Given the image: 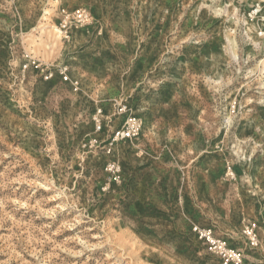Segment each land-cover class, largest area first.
Here are the masks:
<instances>
[{
	"label": "rangeland",
	"instance_id": "obj_1",
	"mask_svg": "<svg viewBox=\"0 0 264 264\" xmlns=\"http://www.w3.org/2000/svg\"><path fill=\"white\" fill-rule=\"evenodd\" d=\"M205 230L264 264V0H0V264H224Z\"/></svg>",
	"mask_w": 264,
	"mask_h": 264
},
{
	"label": "built area",
	"instance_id": "obj_2",
	"mask_svg": "<svg viewBox=\"0 0 264 264\" xmlns=\"http://www.w3.org/2000/svg\"><path fill=\"white\" fill-rule=\"evenodd\" d=\"M65 38H68V30H64ZM127 107H125V110ZM95 133H101L103 131V119L96 116L94 118ZM144 128L143 119L138 116L131 115L127 118L125 125L119 130L113 132L114 137L111 138V145L118 142H132L141 136ZM89 148H99V142L97 139L90 141ZM105 173L107 175V181L109 184L120 185L123 181V167L120 162L112 161L105 166ZM197 230H199L197 228ZM257 227L252 225L247 227L245 236L248 238L251 247L255 248L259 244L257 236ZM201 236L206 240L210 249L215 250L222 259L224 264H244V255L241 251L232 248L226 240L219 239L210 231H200Z\"/></svg>",
	"mask_w": 264,
	"mask_h": 264
}]
</instances>
